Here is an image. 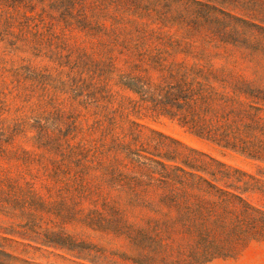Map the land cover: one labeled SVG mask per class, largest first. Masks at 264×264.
Wrapping results in <instances>:
<instances>
[{
	"label": "trees",
	"instance_id": "trees-1",
	"mask_svg": "<svg viewBox=\"0 0 264 264\" xmlns=\"http://www.w3.org/2000/svg\"><path fill=\"white\" fill-rule=\"evenodd\" d=\"M64 2L66 15L73 18L70 0L51 10ZM101 7H91L93 16L107 8ZM34 10L22 0H0V203L22 212L40 200L43 189L52 191L43 182L61 184L64 202L58 205L65 213L64 226L76 224L126 244L125 253L100 248L93 259L78 256L91 264H118L113 256L132 264H206L220 255L223 244L254 231L250 212L259 210L243 196L264 195V180L256 176L233 170L240 176L226 186L233 193L179 169L193 182L165 184L159 194L148 184L125 180L117 159L105 161L123 139L133 136L132 141L139 142V122L165 107L174 111L173 117L178 113L195 137L264 162L254 117L240 109L241 88L215 86L213 82L225 76L223 71L167 64V57L144 50L142 37L113 28L107 35L112 41L101 47L107 55L117 49L128 56L117 86L136 97L121 96L103 77V63L92 41L78 43L65 32L56 33L59 22L70 26L66 18L56 20L52 12L33 14ZM90 32L94 38L101 29ZM45 60L67 69L65 80L61 72L53 77ZM67 88L74 92L75 104L91 107L93 120H86L85 127L77 123L75 107L70 115L56 109L61 107L57 95ZM82 97L84 102H78ZM67 199H73L71 207L65 205ZM232 200L243 203L240 213Z\"/></svg>",
	"mask_w": 264,
	"mask_h": 264
},
{
	"label": "rangeland",
	"instance_id": "rangeland-1",
	"mask_svg": "<svg viewBox=\"0 0 264 264\" xmlns=\"http://www.w3.org/2000/svg\"><path fill=\"white\" fill-rule=\"evenodd\" d=\"M22 1L35 7L33 14L44 10L52 12L56 20L65 17L70 26L65 28L59 22L56 33L65 32L78 43L92 41L103 63V77L121 96L136 97L117 86L121 73L127 68L128 56L117 49L107 55V49L101 47V44L112 41L107 35H111L110 29L113 28L142 37L144 50L167 57V64L182 68L198 65L223 71L225 76H220L213 84L228 89L241 88L244 94L238 100L242 104L240 109L254 117L252 127L257 129L255 134L264 147V136L259 132H264V0H70L73 18L66 15V2L58 10H51L53 6H60L62 0ZM97 4H101V8L107 7L99 17L91 12V7ZM91 28H100L101 32L92 38ZM40 60L37 59L38 62ZM48 64L53 77L61 72L60 78L65 80L67 69H61L54 62ZM73 93L69 88L59 93L61 107L56 109L61 108L63 114L70 115V110L75 107L74 116H79L77 123L85 127L86 120L89 123L93 120L91 107L88 103L84 107L75 104ZM84 100L82 97L78 102ZM155 110L153 116L139 122L143 126L139 142H133V136L123 139L124 143L105 159L108 163H115L112 158L118 160L115 165L125 180L148 184L159 194L165 184L193 182L179 169L233 193L236 192L226 187L232 179L240 177L233 170L264 180V162L246 159L195 137L190 127L181 122L179 114L173 117L174 111L168 108ZM244 124H250V120H244ZM187 166L202 168L206 173ZM258 172L261 176L257 175ZM212 174L222 181L215 183ZM227 175L230 179L225 177ZM43 185L51 187L52 191L43 189L40 200L22 212L0 203V264H91L78 259V256L93 259L98 256L96 251L100 248L109 252H127L126 244L116 243L111 236L83 230L76 224L64 226L65 213L58 205L64 202L59 192L62 185L48 181ZM243 198L259 210L250 212L249 217L255 221L256 228L240 241L234 237L231 243L223 244L220 255L206 264H264V195L258 193ZM232 202L240 213L243 203L238 200ZM65 205L71 207L73 199H67ZM67 235L73 237L72 240H68ZM111 259L118 264H132L119 257Z\"/></svg>",
	"mask_w": 264,
	"mask_h": 264
}]
</instances>
